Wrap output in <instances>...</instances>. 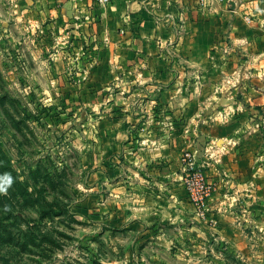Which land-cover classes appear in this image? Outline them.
<instances>
[{"label": "crops", "instance_id": "obj_1", "mask_svg": "<svg viewBox=\"0 0 264 264\" xmlns=\"http://www.w3.org/2000/svg\"><path fill=\"white\" fill-rule=\"evenodd\" d=\"M200 2L0 0L4 52L89 115V193L73 207L143 264L264 253V0L236 13ZM185 150L216 184L206 218L183 184Z\"/></svg>", "mask_w": 264, "mask_h": 264}, {"label": "rangeland", "instance_id": "obj_2", "mask_svg": "<svg viewBox=\"0 0 264 264\" xmlns=\"http://www.w3.org/2000/svg\"><path fill=\"white\" fill-rule=\"evenodd\" d=\"M7 44L0 42V264H143L126 235L104 232L73 207L89 193V115L69 90L58 97L48 83L43 94L42 82H28L34 67L14 64ZM252 262L264 264V253Z\"/></svg>", "mask_w": 264, "mask_h": 264}, {"label": "built area", "instance_id": "obj_3", "mask_svg": "<svg viewBox=\"0 0 264 264\" xmlns=\"http://www.w3.org/2000/svg\"><path fill=\"white\" fill-rule=\"evenodd\" d=\"M100 4H107L111 0H98ZM224 1L227 7L234 13L240 6V0H219ZM212 0H201L202 7L209 6ZM204 163L200 162L196 153L192 150H185L181 155V168L183 172V184L188 193L190 201L194 204L196 212L202 218H206V199L216 189V184L207 179L203 171ZM211 223L214 221L209 219Z\"/></svg>", "mask_w": 264, "mask_h": 264}]
</instances>
